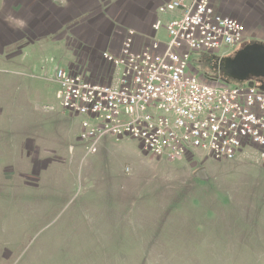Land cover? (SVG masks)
I'll return each instance as SVG.
<instances>
[{"label": "rangeland", "instance_id": "374dc122", "mask_svg": "<svg viewBox=\"0 0 264 264\" xmlns=\"http://www.w3.org/2000/svg\"><path fill=\"white\" fill-rule=\"evenodd\" d=\"M0 17V264H264L254 146L232 160L195 151L170 161L108 135L86 155L83 116L60 107L51 76L64 48L38 36L23 47L26 28L10 26L22 19ZM238 45L191 52L190 70L225 84L218 58Z\"/></svg>", "mask_w": 264, "mask_h": 264}, {"label": "built area", "instance_id": "2783aa9c", "mask_svg": "<svg viewBox=\"0 0 264 264\" xmlns=\"http://www.w3.org/2000/svg\"><path fill=\"white\" fill-rule=\"evenodd\" d=\"M179 10L164 24L167 41L135 48L128 29L119 53L101 57L118 69L116 84L94 82L65 67L54 69L63 110L82 115L78 139L95 154L101 139L129 137L153 157L174 161L200 151L214 160H232L247 145L264 164V89L255 83H211L190 70L193 51L232 48L244 25L213 8L212 0H169L158 13ZM162 26L156 19L153 30Z\"/></svg>", "mask_w": 264, "mask_h": 264}, {"label": "crops", "instance_id": "0c3cea01", "mask_svg": "<svg viewBox=\"0 0 264 264\" xmlns=\"http://www.w3.org/2000/svg\"><path fill=\"white\" fill-rule=\"evenodd\" d=\"M9 1H1L0 13L5 14L9 22L17 18L26 21V32L21 35L22 40L27 39L22 41L23 47L36 43L29 39L31 36H38L37 41L42 39L40 45L63 47L65 65L57 62L55 68L62 66L91 81L107 84L117 83L118 69L102 59V51L118 54L128 29L135 31V48L143 47L153 39L163 47L167 41L164 24L180 12L158 13V7L169 0ZM212 4L216 12L243 23L245 30L241 44L264 43V0H212ZM16 7H19L16 16L7 14ZM156 19L161 20L162 26L154 31L152 24ZM259 34L263 36L255 37ZM48 38L51 42L46 41ZM8 41L10 44L17 42L14 38ZM53 74L54 70L52 78Z\"/></svg>", "mask_w": 264, "mask_h": 264}, {"label": "water", "instance_id": "95a60500", "mask_svg": "<svg viewBox=\"0 0 264 264\" xmlns=\"http://www.w3.org/2000/svg\"><path fill=\"white\" fill-rule=\"evenodd\" d=\"M217 68L222 75L240 82L256 83L260 78L261 82L257 86L264 89V43L243 44L231 55L222 57ZM221 81L225 82V79L221 77ZM200 169L203 172L204 168Z\"/></svg>", "mask_w": 264, "mask_h": 264}, {"label": "trees", "instance_id": "16d2710c", "mask_svg": "<svg viewBox=\"0 0 264 264\" xmlns=\"http://www.w3.org/2000/svg\"><path fill=\"white\" fill-rule=\"evenodd\" d=\"M242 46V44L238 47V48H240ZM237 48V49H238ZM231 55V54H230ZM227 56V55H226ZM226 56H222V57H226ZM229 56V55H228ZM222 57H219L218 58V61L222 58ZM219 71V70H218ZM219 74H220V77H223L224 79H225V83H228V81H236V83L235 84H239L240 83V81H237V80H234V79H231V78H229V77H226V76H224V75H222V73H220L219 72ZM259 81H257L255 84L256 85H258L260 82H261V79L259 78L258 79ZM215 84V83H214ZM216 84H219V83H216ZM234 85V84H233Z\"/></svg>", "mask_w": 264, "mask_h": 264}, {"label": "clouds", "instance_id": "9594fccd", "mask_svg": "<svg viewBox=\"0 0 264 264\" xmlns=\"http://www.w3.org/2000/svg\"><path fill=\"white\" fill-rule=\"evenodd\" d=\"M10 26L23 29L24 27H26V21L18 20V21H15L14 23H11Z\"/></svg>", "mask_w": 264, "mask_h": 264}, {"label": "flooded vegetation", "instance_id": "af4514ba", "mask_svg": "<svg viewBox=\"0 0 264 264\" xmlns=\"http://www.w3.org/2000/svg\"><path fill=\"white\" fill-rule=\"evenodd\" d=\"M243 44H245V43H243ZM243 44H242V45H243ZM220 79H221V77H220ZM202 173H203V172L201 171V169H200L199 171L196 172V174H198L199 176L202 175Z\"/></svg>", "mask_w": 264, "mask_h": 264}, {"label": "bare ground", "instance_id": "6f19581e", "mask_svg": "<svg viewBox=\"0 0 264 264\" xmlns=\"http://www.w3.org/2000/svg\"><path fill=\"white\" fill-rule=\"evenodd\" d=\"M153 29V28H152ZM155 31V30H154ZM69 71H71V70H69ZM73 72V71H72Z\"/></svg>", "mask_w": 264, "mask_h": 264}]
</instances>
